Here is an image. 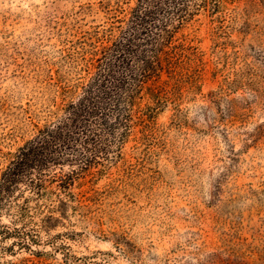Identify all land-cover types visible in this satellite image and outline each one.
Segmentation results:
<instances>
[{
  "label": "rangeland",
  "instance_id": "obj_1",
  "mask_svg": "<svg viewBox=\"0 0 264 264\" xmlns=\"http://www.w3.org/2000/svg\"><path fill=\"white\" fill-rule=\"evenodd\" d=\"M185 3L163 94L143 93L98 164L51 169L41 197L17 187L0 264H264V0ZM136 4L0 0V177L77 100L86 61ZM69 175L74 198L45 224Z\"/></svg>",
  "mask_w": 264,
  "mask_h": 264
},
{
  "label": "trees",
  "instance_id": "obj_2",
  "mask_svg": "<svg viewBox=\"0 0 264 264\" xmlns=\"http://www.w3.org/2000/svg\"><path fill=\"white\" fill-rule=\"evenodd\" d=\"M185 1L137 0L125 25L117 28V37L109 38L86 61L89 79L79 86L77 100L64 105L62 116L39 130L1 175L0 210L20 184L26 183L35 197H41L48 179H57L56 172L47 174L51 169L62 171L66 163L87 169L109 153L111 144L125 140L133 118L143 115L138 104L143 93L147 90L158 99L165 91L160 74L164 69L172 73L174 56L162 48L169 23L183 12ZM65 178L59 185L65 198L59 195L58 206L49 208L45 224L55 221L53 213L67 205L66 199L74 198L69 192L74 179ZM0 227L2 237L10 235L6 227Z\"/></svg>",
  "mask_w": 264,
  "mask_h": 264
}]
</instances>
